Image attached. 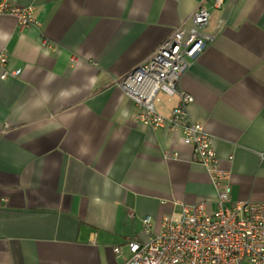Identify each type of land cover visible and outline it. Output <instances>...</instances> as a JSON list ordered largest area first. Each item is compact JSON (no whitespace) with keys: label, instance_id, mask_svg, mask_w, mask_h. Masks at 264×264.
Segmentation results:
<instances>
[{"label":"crops","instance_id":"obj_1","mask_svg":"<svg viewBox=\"0 0 264 264\" xmlns=\"http://www.w3.org/2000/svg\"><path fill=\"white\" fill-rule=\"evenodd\" d=\"M12 1L35 23L0 16V52L21 71L0 80V264H122L126 243L158 234L179 204L215 210L190 145L136 122L143 111L114 85L199 5L210 39L179 91L230 200L264 203V0ZM179 100L159 92L154 109L168 118Z\"/></svg>","mask_w":264,"mask_h":264},{"label":"built area","instance_id":"obj_2","mask_svg":"<svg viewBox=\"0 0 264 264\" xmlns=\"http://www.w3.org/2000/svg\"><path fill=\"white\" fill-rule=\"evenodd\" d=\"M223 0H213L218 8ZM32 8L12 0H0V16L14 17L21 27L35 23ZM209 13L199 5L190 17V26L177 27L142 63L114 82L143 112L136 122L153 128L167 126L190 145L192 160L201 164L216 189V208L208 213L204 203L180 205L177 214L162 219L161 231L151 236V219H143L147 241H128V256L122 264H264V203L232 202L228 172L220 169L204 128L193 123L187 106L189 94L179 91L187 68L204 51L208 38L203 32ZM7 54L0 52V80L20 76L7 69ZM178 95L179 104L165 118L154 109L157 93ZM113 252L121 257L120 248Z\"/></svg>","mask_w":264,"mask_h":264}]
</instances>
